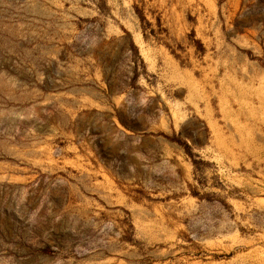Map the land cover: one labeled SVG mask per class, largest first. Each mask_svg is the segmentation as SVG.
Instances as JSON below:
<instances>
[{
	"label": "rangeland",
	"instance_id": "374dc122",
	"mask_svg": "<svg viewBox=\"0 0 264 264\" xmlns=\"http://www.w3.org/2000/svg\"><path fill=\"white\" fill-rule=\"evenodd\" d=\"M0 264H264V0H0Z\"/></svg>",
	"mask_w": 264,
	"mask_h": 264
},
{
	"label": "trees",
	"instance_id": "16d2710c",
	"mask_svg": "<svg viewBox=\"0 0 264 264\" xmlns=\"http://www.w3.org/2000/svg\"><path fill=\"white\" fill-rule=\"evenodd\" d=\"M141 19H145V16L139 11Z\"/></svg>",
	"mask_w": 264,
	"mask_h": 264
}]
</instances>
